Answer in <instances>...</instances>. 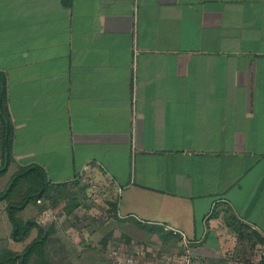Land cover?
<instances>
[{"label":"crops","instance_id":"0c3cea01","mask_svg":"<svg viewBox=\"0 0 264 264\" xmlns=\"http://www.w3.org/2000/svg\"><path fill=\"white\" fill-rule=\"evenodd\" d=\"M1 76L0 167L85 172L106 257L125 227L201 246L225 214L264 250V0H0ZM10 227L20 256L40 229Z\"/></svg>","mask_w":264,"mask_h":264},{"label":"rangeland","instance_id":"374dc122","mask_svg":"<svg viewBox=\"0 0 264 264\" xmlns=\"http://www.w3.org/2000/svg\"><path fill=\"white\" fill-rule=\"evenodd\" d=\"M10 162H12L11 156L9 158ZM4 165L2 169H4ZM8 167L9 165H7L4 172L0 173V193L10 189L14 177L28 168L21 167L18 171H15L16 167L12 165L9 169ZM71 174L73 172L66 170L63 177H68ZM84 175L85 172L82 176L77 175L76 180L70 182L68 186L50 184V180L46 176L42 179L41 172L38 170H32L22 176L13 185L9 195L0 200V249L2 248V251L0 250V259H6L4 255L9 256L7 253L9 251L5 249L9 246V243H7L8 227L11 225L12 229L14 228L8 209L5 211L3 208L9 204L17 205L22 203L25 199L32 206L26 207L27 204L25 207L15 210V216L20 221L18 233L25 231L23 230L26 228V220L24 221V219L35 213L33 209L39 211L42 208V225L39 228L40 232L38 231L37 237L40 238L42 236V228L45 230L46 236L44 244L30 257L28 264H109L108 253L110 248L116 244L125 247L126 241L128 242L127 244L133 242L132 245H129L131 246L129 247L130 249L144 247L152 249V254L159 253V256L150 258V260L154 259L152 264H159L156 259L163 260L161 257L166 254L167 262H164V264H167L170 261L169 259L173 260L174 255L181 256L183 253H191L195 263L202 261V264H225L229 260H248L261 252L255 244L254 236H250L247 231H244L246 235L242 238L240 233L243 228L236 225L234 218L225 214L223 217H219L220 224L218 229L221 231L220 236L217 237L215 232H212L201 246L197 244H192V246L185 245L177 235L168 232L164 233L163 227L158 225L154 226V228H157L156 231L161 234L162 238L159 240L152 239L150 236L145 237L139 230L132 233L125 227L122 229L124 231H121V239L115 240L112 244L107 245L108 239L106 240L102 237V244L105 243L104 250L107 252L106 257V253L104 255L100 247L98 248V244L94 242L100 241L98 238L101 236L97 235V232L104 227H107L104 233H112L108 237L114 236V232L117 230L113 225L115 218L113 212H109L106 206L102 207L103 203L106 204L105 202L101 201V204L94 199L91 202L87 201L89 179L84 178ZM48 177L51 178L53 176L49 175ZM42 189H44L42 191L43 196L41 197V203L38 205L36 204V194ZM124 211L118 219L120 217H123V219L127 218L122 221L130 223L134 218L130 220ZM31 219L36 220L35 218ZM143 224L146 226V222H143ZM132 227L136 228L137 226ZM117 234L119 235V233ZM22 242L26 241L23 240ZM21 244L18 246H21ZM203 255H207L209 258L203 257ZM104 257L107 261H105ZM22 259L24 258L22 257Z\"/></svg>","mask_w":264,"mask_h":264},{"label":"trees","instance_id":"16d2710c","mask_svg":"<svg viewBox=\"0 0 264 264\" xmlns=\"http://www.w3.org/2000/svg\"><path fill=\"white\" fill-rule=\"evenodd\" d=\"M0 79L2 80V82L4 84L3 88L0 91V97H1V99H0V115L3 118L4 122L7 121V126L5 127V136H4V149L9 151V158H10L11 127L9 125L8 117L6 116V114L2 110V104H3L4 97H5V81H4L2 76L0 77ZM5 169H2V167H0V173L4 172ZM32 170L40 171L42 179L45 177V176H43L44 175V171L42 170L41 167H39V166H29L24 171L18 173L16 177H14L13 183H12L10 189L4 191L3 193H0V200H3L4 198H6L9 195V191L11 190L13 185H15V183L22 176H25V174L29 173ZM41 184L43 185V183H41ZM43 190L44 189H42L41 191H39L38 194H36V199H41V197L43 196L42 195V191ZM28 202L29 201H27L25 199L24 202H22V203H19L17 205L9 204L8 207H7L8 211H9L10 218H11V220L13 222V225H14V228H13V231H12V237H13L14 240H17V241L22 240L26 236L27 232L32 227L38 226L39 228H41L40 225L35 220L28 219L25 222L26 223V226H25L26 228L23 229L25 231L24 232L22 231V232L18 233L20 221H18V218L15 216V210L25 207L28 204ZM41 231L43 232L44 235L42 234V236L40 238H37V239L33 240L32 242H30L28 244V246L26 247L25 251L20 256L16 255V254H13L11 252H7L9 256L7 257L6 255L3 254L6 257V259H3V258L0 259V264H16L17 262H19V264H28L30 257L34 253H36L37 249L41 245H43L45 240H46V236H45V233H44L45 230L42 228ZM163 232L167 233V231L165 229H163ZM22 257L24 258L23 262L21 260ZM105 260L107 261V259H105Z\"/></svg>","mask_w":264,"mask_h":264},{"label":"built area","instance_id":"2783aa9c","mask_svg":"<svg viewBox=\"0 0 264 264\" xmlns=\"http://www.w3.org/2000/svg\"><path fill=\"white\" fill-rule=\"evenodd\" d=\"M184 242L187 244L189 243L187 238H184ZM129 247H131L129 244H126L125 247L116 244L114 247L110 248L108 253L110 260L109 264H152L154 259L150 260V258H152V256L157 257L160 255L159 253L152 254V249L149 248L137 247L130 249ZM258 255L256 254L255 257L249 258L248 260H229L225 264H264V250H261ZM166 258L167 254L161 257L163 260L156 259V261L159 264H164V262H167ZM169 260L170 261L167 264H202V261L195 263L191 253H183L181 256L174 255L173 260Z\"/></svg>","mask_w":264,"mask_h":264},{"label":"water","instance_id":"95a60500","mask_svg":"<svg viewBox=\"0 0 264 264\" xmlns=\"http://www.w3.org/2000/svg\"><path fill=\"white\" fill-rule=\"evenodd\" d=\"M7 164H8V151H6V156H5V165H4V168L7 167ZM24 261V259H22V262Z\"/></svg>","mask_w":264,"mask_h":264}]
</instances>
